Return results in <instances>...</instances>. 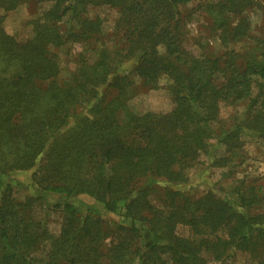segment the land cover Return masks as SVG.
Wrapping results in <instances>:
<instances>
[{
	"label": "trees",
	"instance_id": "1",
	"mask_svg": "<svg viewBox=\"0 0 264 264\" xmlns=\"http://www.w3.org/2000/svg\"><path fill=\"white\" fill-rule=\"evenodd\" d=\"M192 1L0 0V264H228L236 253L264 264V174L198 197L188 177L203 156L223 166L243 157V137L264 140V40L248 34L246 14L261 5L202 0L223 52L196 57L183 48L191 12L180 10ZM23 4L41 11L18 41L3 21ZM102 5L118 12L108 42L88 16ZM91 41L93 60L79 54L59 85L56 51ZM129 73L147 90L165 78L171 110L131 111ZM239 103L241 118L219 117ZM24 172L34 193L18 199L5 177ZM45 194L58 197L55 235L37 213ZM76 197L117 220L81 211Z\"/></svg>",
	"mask_w": 264,
	"mask_h": 264
},
{
	"label": "rangeland",
	"instance_id": "2",
	"mask_svg": "<svg viewBox=\"0 0 264 264\" xmlns=\"http://www.w3.org/2000/svg\"><path fill=\"white\" fill-rule=\"evenodd\" d=\"M261 10H264V0H258ZM202 0H193L191 3L181 6L182 12H191L189 18H185L184 22V39L183 48L196 57L203 55L218 56L223 52L217 33L211 29L210 20L199 4ZM202 4V3H201ZM46 6L44 7V9ZM261 10H253L247 12L248 16V34L264 40V15ZM41 11L33 4H23L13 11L5 13L3 28L5 32L14 37L18 41L27 40L32 36V26L30 20L36 17V13ZM117 10L109 6L89 7L88 16L90 18H98L101 22V33L104 41L108 42L112 34L114 22L118 16ZM0 14H3L0 11ZM234 18L233 15L230 16ZM252 42L245 43V47L251 48ZM98 45L95 41L86 43H77L65 46L56 51L60 63V70L56 77L59 85H66L70 81L72 72L74 71L79 54L84 53L85 57L93 60L95 57V48ZM232 49H241L240 46L232 45ZM128 77L133 84L134 96L127 102L128 108L135 113H144L146 111L167 112L172 108L171 98L166 89L168 81L165 78L159 80V88L157 90H147L141 87L140 81L134 73H129ZM244 105L239 103L232 106H221L219 117L227 119L229 117L241 118ZM244 147L242 149L243 157L234 158L232 161L223 166L214 165L212 159H206L204 156L200 158V162L193 168L188 177L193 188L194 197L200 196L208 189L218 190L227 188L229 185H236L238 181L245 180L252 182L258 180L264 174V140L257 138L243 137ZM214 157H227L223 154L220 147L215 149ZM208 161V162H207ZM225 173H231L230 177H225ZM30 172L16 173L5 177L6 180L13 182L14 196L18 199L24 198L26 195L34 193V189L28 186L30 182ZM260 181V180H259ZM0 187H4L0 182ZM58 199L52 194H45L42 198L41 207H37V213L43 215L47 222L48 230L52 234H57L60 229L62 215L59 211H53L51 203ZM77 208L84 211L86 205H90L92 209L98 211L102 215L104 221L117 220L113 215L102 212L100 205L85 197H76L71 199ZM177 233L185 236L186 230L179 226ZM207 264H220L207 259ZM254 264L244 255L236 253L228 264Z\"/></svg>",
	"mask_w": 264,
	"mask_h": 264
}]
</instances>
